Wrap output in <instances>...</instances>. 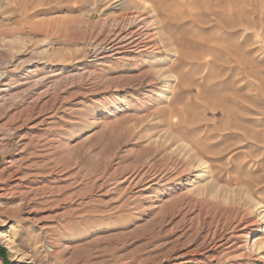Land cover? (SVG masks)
Wrapping results in <instances>:
<instances>
[{
  "label": "rangeland",
  "instance_id": "obj_1",
  "mask_svg": "<svg viewBox=\"0 0 264 264\" xmlns=\"http://www.w3.org/2000/svg\"><path fill=\"white\" fill-rule=\"evenodd\" d=\"M0 78V264H264L235 231H264V0H0ZM16 169L64 175L56 212Z\"/></svg>",
  "mask_w": 264,
  "mask_h": 264
},
{
  "label": "bare ground",
  "instance_id": "obj_2",
  "mask_svg": "<svg viewBox=\"0 0 264 264\" xmlns=\"http://www.w3.org/2000/svg\"><path fill=\"white\" fill-rule=\"evenodd\" d=\"M148 20H150V18H147V19L145 18L143 20L144 25H145V22H147ZM130 24H133V23H130ZM135 25H136V23H135ZM148 27L149 26L146 25V27H144V29H142V31L140 29L128 30V31L120 30V31L114 33L113 37L110 38L109 40H107L106 46L99 52L98 56L101 57V59L105 60L113 54H122V53L129 52V51H132V52L138 51V52H142V53H148L150 48H152V47L151 46L149 47L147 45V43H145L144 41L142 42L143 36L149 37L151 35V33H150L151 30L148 29ZM3 79H4V77H3ZM4 86L7 87V85H4ZM9 90H10L9 88H6V89H3L2 91H9ZM22 128L27 129L28 131H31L33 128H35V125L31 124L30 119H28V121H26L25 124H23L22 126L20 125L19 129H22ZM27 146L28 145L25 143V136L20 135V139L18 141L20 156L25 155L26 150H27L26 149ZM25 158L26 157H24L23 160L28 161L27 158L26 159ZM20 161H22V160H20ZM27 167H28V164H27ZM157 175H154V176H147L146 175L143 177H138V175H136V174H131V175H128L126 177V179L124 180V184L132 185V184H137L136 182H140L142 184V186H140V185L139 186L142 189V191L150 192L154 188V185H156L159 182L161 183V181H163L164 178H166V176L164 174L160 175V176H157ZM63 178H64V175L59 174L57 172V170H53L50 174H44V175L30 174V173L29 174H23V172L19 169L11 170L9 175H8V185L13 187L15 191H13L14 193L10 194V195H16V196H18V198L21 199L22 204L20 207L27 210L28 219H30L32 216H35V214L37 212L35 210H32V211L29 210V208H30L29 206L35 202L39 203L40 201H45L48 199L51 200V203L55 204V207L53 209H51L52 212L54 213L56 211H53V210H55V208H58L59 202H60L56 198L59 196L60 192L64 188L63 187ZM39 221L40 220H36L35 222L38 223ZM241 223H242V221L239 224H237V226H235V231L237 230V234L239 233V234H241V236L250 237V236H253L255 234H259V233L264 232V231L258 230L255 227L256 224L255 225L246 224L242 227ZM225 240H226V238L220 239L219 240L220 244L219 243H215V244L208 243V244H206L205 248H204V252L207 253L208 251L217 250L220 247V245L224 243ZM193 254H195V251L185 250V251H182L180 253L179 258L185 259V258H188L190 256H193Z\"/></svg>",
  "mask_w": 264,
  "mask_h": 264
}]
</instances>
